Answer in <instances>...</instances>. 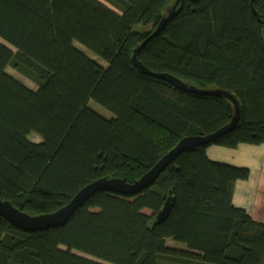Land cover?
<instances>
[{"label": "trees", "instance_id": "16d2710c", "mask_svg": "<svg viewBox=\"0 0 264 264\" xmlns=\"http://www.w3.org/2000/svg\"><path fill=\"white\" fill-rule=\"evenodd\" d=\"M175 2L0 0V199L23 212H54L99 178L133 183L182 138L231 122L229 98L140 71L133 55L145 41L137 57L149 70L222 89L240 108L231 131L181 153L136 194L99 191L44 230L0 215V264H264V222L233 203L249 168L208 155L264 143V0H182L153 35Z\"/></svg>", "mask_w": 264, "mask_h": 264}, {"label": "water", "instance_id": "95a60500", "mask_svg": "<svg viewBox=\"0 0 264 264\" xmlns=\"http://www.w3.org/2000/svg\"><path fill=\"white\" fill-rule=\"evenodd\" d=\"M181 1L182 0H176L172 9L168 12V15L162 19L153 35L158 34L162 30L163 26L166 25L167 21L176 14L177 7L179 6ZM145 42H143V44H141V46L135 50L133 55V63L140 71L157 78L166 79L173 85L186 91L202 94H214L229 98L233 102L235 109V114L231 122L226 126L220 128L216 132L206 136H186L182 138L151 169H149L145 174H143L138 180L133 183H128L125 179L122 178L108 177L99 178L88 183L83 188H81L65 206L54 212L31 215L19 210L10 201L0 199V215L6 218L13 226L20 230L30 232L59 227L66 224L73 213L77 210V208L82 206L90 197H92L99 191L105 190L119 194H136L142 191L144 188L150 186L163 172V170L169 164H171L181 153L198 146L207 145L216 140L218 137L231 131L236 126L240 118V108L238 101L233 95L222 89H200L196 86L188 85L178 77L167 72L157 73L149 70L139 61L137 57L138 52ZM173 200L174 198L172 197V191H170L169 197L167 198L163 209L157 215V219L159 221H164L168 217L172 209Z\"/></svg>", "mask_w": 264, "mask_h": 264}, {"label": "crops", "instance_id": "0c3cea01", "mask_svg": "<svg viewBox=\"0 0 264 264\" xmlns=\"http://www.w3.org/2000/svg\"><path fill=\"white\" fill-rule=\"evenodd\" d=\"M208 155L216 161L249 168V178L235 184L233 203L245 208L256 221L264 222V143L236 148L212 146Z\"/></svg>", "mask_w": 264, "mask_h": 264}, {"label": "rangeland", "instance_id": "374dc122", "mask_svg": "<svg viewBox=\"0 0 264 264\" xmlns=\"http://www.w3.org/2000/svg\"><path fill=\"white\" fill-rule=\"evenodd\" d=\"M111 6V5H110ZM112 8H114L113 6H111ZM76 46L78 48H80L82 51H84L85 53H87L88 55H90L91 57H93L94 59H96L97 61L101 62L102 64L106 65L105 62H103L102 59H100L97 55H95L94 53H92L91 51L87 50V48H85L84 46H82L79 43H76ZM7 72L15 77L16 79L20 80L21 82H23L24 84H26L28 87H30L33 90H37L38 85L31 80L30 78L26 77L25 75H23L21 72L17 71L15 68H13L12 66H9L7 68ZM90 105L97 110L101 115L105 116V117H112L113 113L111 111H109L108 109L104 108L103 106H101L99 103H97L95 100H91L90 101ZM29 138L32 141L35 142H39L41 140L40 136L37 135L36 133H31L29 134ZM213 160H215L214 158H212ZM216 161V160H215ZM169 244L174 245L176 244L175 241H173L172 239L168 241Z\"/></svg>", "mask_w": 264, "mask_h": 264}]
</instances>
